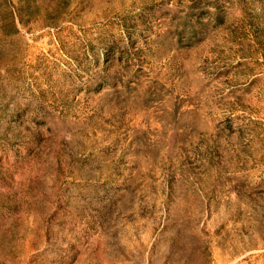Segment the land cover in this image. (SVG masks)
Wrapping results in <instances>:
<instances>
[{
  "label": "rangeland",
  "instance_id": "1",
  "mask_svg": "<svg viewBox=\"0 0 264 264\" xmlns=\"http://www.w3.org/2000/svg\"><path fill=\"white\" fill-rule=\"evenodd\" d=\"M0 264H264V0H0Z\"/></svg>",
  "mask_w": 264,
  "mask_h": 264
}]
</instances>
